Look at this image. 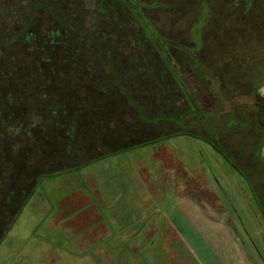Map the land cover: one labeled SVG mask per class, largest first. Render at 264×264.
<instances>
[{"label": "rangeland", "instance_id": "374dc122", "mask_svg": "<svg viewBox=\"0 0 264 264\" xmlns=\"http://www.w3.org/2000/svg\"><path fill=\"white\" fill-rule=\"evenodd\" d=\"M40 1L0 0V135L7 142L0 159L1 177L11 184L18 176L15 169H22L18 165L29 169L30 163L44 157L39 142H47L45 132L55 131L49 144L58 146L57 135L70 121L76 102L57 93L59 80L50 81L56 84L52 92L56 94L49 95L37 90L27 76L51 49L50 35L58 30L56 66H85L80 58L89 51L96 55L94 37L80 21L123 64L129 66L137 57L139 68H160L155 79H165L168 73L165 87L161 81L157 86L171 93L157 96L162 111L141 119L156 125L165 120L159 129L176 131L40 176L0 238V264H264V161L258 158L257 143H251L260 139L262 130L246 110L254 87L238 96V81L223 88L219 76L223 52L234 48L232 55L238 57L237 44L249 52L251 62L264 60V26L259 28L254 21H264L263 1L253 6L251 0L226 2L222 12L218 6L222 0H45L59 3L61 9H46ZM244 8L249 15L243 14ZM25 31L29 39L21 41ZM10 34L17 39L9 40ZM83 42L88 45L85 51ZM44 65L45 76L52 79V66ZM233 69L237 72L239 66ZM258 75L253 85L263 78ZM84 79L88 78L83 76L81 85L89 87ZM75 86L80 99L79 83ZM134 92L146 94L143 89ZM173 92L175 109L183 108L186 100L192 106L188 127L182 122L186 111L172 112L168 107ZM259 92L264 96V85ZM196 94L201 105L211 109L202 111L200 125L192 119L197 109L191 97ZM224 97L235 101L223 103ZM235 106L245 111L250 125L226 137L228 153L203 134L210 132L213 141H220L219 133L227 129L223 115ZM151 131L132 142L153 137ZM105 145L103 149L94 143L91 151L101 154L118 144L107 140ZM260 153L264 157V144ZM9 162L15 166H7ZM5 212L0 232L15 209Z\"/></svg>", "mask_w": 264, "mask_h": 264}, {"label": "trees", "instance_id": "16d2710c", "mask_svg": "<svg viewBox=\"0 0 264 264\" xmlns=\"http://www.w3.org/2000/svg\"><path fill=\"white\" fill-rule=\"evenodd\" d=\"M222 1L223 2L218 5L221 12L222 9H225L226 2L237 1L239 3V0ZM260 1L261 0H251L252 6L259 5ZM262 1L264 3V0ZM40 2L43 4L42 6H45L46 9H48L47 7L61 9L59 3L53 4L45 0H41ZM104 3L105 2L102 1L100 4L104 5ZM69 4H73V2L69 1L68 5ZM242 7L244 6L242 5ZM71 11H73L74 15H80L79 12H75L74 10ZM248 11L250 10H246L244 8L243 14L249 15ZM254 17L259 18V15H255ZM254 21L259 25V28L264 26V21H259L257 19ZM80 23L82 26L81 28H83L84 31L92 33V36L95 40V52H97L96 55H94L89 51L86 54V57L82 56L80 58L81 61L86 63L85 66L70 67L66 63H64L63 67H60L58 65L56 66V64L60 60L58 55L59 51L55 44L60 42V40H56L57 33H60V31L58 30L51 33L50 35L51 49L44 53V55L39 59H37L35 66H32V71L28 72L27 77L32 79L31 82L33 86L37 88V90L44 89L47 91L46 94L49 95H55L56 93L52 92L57 91V93L65 95L66 100H75L74 102H76V108L72 111L70 121L63 125L61 134H59L60 136L57 135V137H59V141H55L57 143H55V145H58L57 147L52 146L54 144H49V140H51V138L55 139L56 137L55 131L50 130L49 132H45L43 138L47 142H39V147L41 148L40 151L42 152L41 154H43L44 156H40V161L30 163L28 167L29 169H27L26 165H18L19 168L22 166V169H19V171L15 169V178L16 172L18 173V176L16 180L11 184H9L8 178H3L0 176V191L4 192L3 200L0 203V210L3 211H0V222L1 220L3 221L1 217L2 213H4L8 208L11 209V207H14L15 209L13 217L9 219L5 227L0 232V238L8 231L17 215L21 212L29 197L34 192L39 182L40 176L51 175L54 173V171L64 169L66 167H79L85 165L87 162L97 157L103 156L104 154L108 155L112 152L120 151L124 148H129L130 146H133L135 144H145L148 142H152L161 138L162 133L169 135L173 134L176 131L172 130L166 132V129H159V127L161 126V122L165 120L161 121L159 125H156L154 123L146 122L141 119V116L144 114L152 116L157 112L162 111V108L159 106V104L163 102H159L160 99L158 100L157 96L160 94V98L162 99L167 97L171 93L168 94L166 88L163 89L157 86L159 85L158 82L161 81L162 85L165 87V82H168L166 80L168 73L163 76L165 79H155V76H157L156 72H159L160 68L156 66L139 68L136 66V63L139 62V60L141 61V58L137 57L134 59V62L132 61L129 63V66L123 64L114 56L109 47H106L107 44L98 39L99 35L95 37L94 32L85 30L86 28L83 27V22L80 21ZM242 34L246 37H250L244 31H242ZM15 36L16 35L10 34L9 40H16L17 36L16 38ZM20 36L21 41H25L26 39H29L30 35L29 33L27 35L25 31L24 35L21 34ZM258 36H261V34H258ZM86 46H88L86 45V42H83V51H85ZM236 46L238 49V57L236 58H234V56L232 55L234 53V48L223 52L224 63L222 65V71L219 76L222 80L223 88H227L225 86L226 83H233L238 81V96L250 93L249 90L254 87L251 93L252 103L251 105L248 104L249 106L246 107V110L250 112V115L253 116V118L256 119L262 130L260 139L251 141V143H257L259 149L258 158L264 161V157H262L260 153V149L264 144V96L259 92V89L264 85V67H262L261 65V61L264 60L262 58L260 62L258 60L257 62H251L249 52L245 50L243 46H240L238 44ZM224 48L228 49L229 46L224 45ZM79 56H81V54ZM236 59L238 63L234 64V61ZM149 62L150 64L153 63L151 59H149ZM132 63H135V65H133ZM44 64H47V66H52V79H47V77L45 76L44 72L46 68ZM235 65L239 66V70L237 72L233 69ZM186 70H190L189 66H186ZM150 71H152L151 74L149 73ZM258 74H261L263 78H260L257 81V84L253 85V82L258 77H260ZM70 75L75 76L76 81L71 80ZM82 75L88 78L84 79L83 81L86 82L85 84H89V87L86 85H81L83 79ZM149 75L153 76V79H150ZM242 76L244 77L241 79ZM54 80H59L61 84V87H58L56 91H54L56 84L54 82H50ZM151 81L153 82L151 83ZM77 82L79 83L82 94L80 99L79 97L78 99H76L75 96V89L77 86H75V88L73 87V84H78ZM149 84L152 87L149 86ZM138 89H143L146 94L143 93L138 95L134 92ZM196 96L197 97H191L192 103L195 109H197L196 112H194L195 114L193 113L194 116H192V119L194 123H198L200 125L202 111H211V109L205 108L203 105H201L199 101V95L196 94ZM228 98L229 97H224L222 99L223 103L225 100H233L235 97H230L229 99ZM176 99L177 96H175L173 92L170 96L171 103L168 107L171 108L172 112L177 110L186 111V118H184L182 122L184 124V122L186 121V127H188V125L190 124L188 122V111L192 108V106L189 104V101L186 100V105H184L183 108L175 109L174 104L176 103ZM146 100L150 101V105L145 104ZM224 110L225 108H223V111ZM127 113L131 114V118L121 119L123 116L126 117ZM83 114H85L86 116L81 117ZM223 116V124L226 123L227 129L225 132L219 133L220 141H213L214 139L212 135L209 134L210 132H204L203 136L207 141L212 142L217 149H223L227 151L224 146L226 137L232 132L238 134V131L241 130L242 127H248L250 125V120L245 111L237 109L236 106L233 107V109H231L230 111H226ZM81 119H83V123L79 121ZM92 124L95 134L94 132H90ZM117 124L122 125V127H120L119 125V127L117 128ZM177 128L181 129V126ZM146 129H151V133H153L154 136L146 139L143 138V140L137 143H133L132 139L135 137L137 138L143 136L142 134L147 131ZM187 133L188 130H186V134ZM2 136L3 135H0V159L3 155V152L7 151L5 149V144L7 142L5 141L3 143ZM107 140L114 141L118 145L110 151L103 150V153L101 154H93V152L91 151L93 150L91 146L94 143L97 144L99 142V145L103 149H105V142ZM88 153H92V155H89L86 160L79 162V159L82 156L87 155ZM227 158L231 159V162H233L231 155L227 156ZM74 160H77V162H75ZM12 165L13 167L15 166L14 162H12L11 164L10 162L9 164L7 163V166L9 167ZM64 165L68 166L65 167Z\"/></svg>", "mask_w": 264, "mask_h": 264}]
</instances>
